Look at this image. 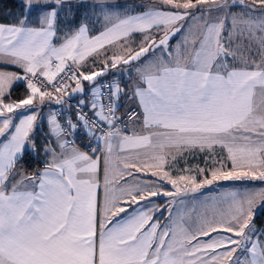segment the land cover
I'll list each match as a JSON object with an SVG mask.
<instances>
[{"label":"snow or ice","instance_id":"6c2138e0","mask_svg":"<svg viewBox=\"0 0 264 264\" xmlns=\"http://www.w3.org/2000/svg\"><path fill=\"white\" fill-rule=\"evenodd\" d=\"M160 3L175 11L153 5L130 15L128 9L136 5L94 0L93 7L104 15L105 30L90 38L81 24L58 47L53 40L59 10L71 8L70 0H22L25 14L16 24H0V65L23 70L0 71V137L6 141L0 147V264H264V233L254 224V208L257 201L264 205V189L242 198L232 193L228 210L212 215H189L181 207L184 201L175 199L217 180L264 181V0ZM33 5L41 6V16L37 26L30 27ZM154 29L162 33L158 39ZM133 33L144 34L135 50L127 47ZM174 37L179 40L175 47L170 43ZM117 41L123 42L126 54L104 60L101 70L77 75L69 68L75 80L72 91L83 92L81 81H94L109 67L131 65L137 77L130 99L138 103L142 116L129 111L128 118L142 119L141 131L125 135L116 127L123 89L106 82L95 87L93 95L107 87L108 100L100 101L99 111L95 101L90 105L101 123L82 111L77 112V123L69 119L66 125L51 116L59 155L46 144L42 150L51 154V162L39 173L25 174L17 164L26 146L36 151L30 134L37 115L22 116L17 124L8 114L32 110L36 101L43 104L46 99L61 104L65 92L53 81L66 61L79 65ZM39 76L60 95L37 86ZM14 82H24L28 94L19 102H5ZM81 105L83 99L78 108ZM105 106L109 116L103 115ZM102 123H107V131ZM78 124L96 146L90 143L82 151L63 138L65 127L75 130ZM217 147L226 151L231 169L225 170L224 161L218 160L220 167L211 170V179H173L165 170L169 158L175 161L177 155L199 151L210 159ZM141 172L166 179L175 191L150 186L153 181L136 176ZM160 195L173 199L163 209H136L128 219L113 223L133 204ZM157 211L166 212L169 223L162 226L154 219Z\"/></svg>","mask_w":264,"mask_h":264},{"label":"crops","instance_id":"0c3cea01","mask_svg":"<svg viewBox=\"0 0 264 264\" xmlns=\"http://www.w3.org/2000/svg\"><path fill=\"white\" fill-rule=\"evenodd\" d=\"M116 4L118 5H136L137 7L135 8H129L128 13L130 15H136L141 13L142 11L147 10L149 6H153L154 4H146L143 2H139L141 0H138V2H135L136 0H115ZM145 1V0H144ZM157 3L159 1L153 0ZM93 2L94 0H70V3L72 4L71 8H68L67 6L63 7L61 10H59V15L57 18V35L54 37V44L56 46H60L64 42V39L66 36H69L71 32H74L79 28L81 24L87 26V36L90 38H94L98 35H100L106 27V21L104 19V15L99 11V8L93 7ZM143 5L144 7H140ZM158 8V5H155ZM41 6L35 7L33 10H31V14L28 16H32V14L39 10ZM124 9H118V11H123ZM239 11V10H237ZM24 14H25V9H24ZM41 16V12L39 13L38 18ZM33 17V16H32ZM37 18V20H38ZM33 19H28V26L33 27L37 25L32 24ZM183 23V22H182ZM4 25H14L16 23H0ZM162 33L157 32L155 29L153 30V35L158 39L159 35ZM142 33H133L129 42L127 43V47L131 49H138L140 42L143 38ZM182 39V37L180 38ZM122 41H117L113 45H106L105 48L100 49V58L102 57V54L104 55L101 59H98L96 57V54L88 56L83 62H81L79 65L73 64L71 60L66 61V67H70L74 70V72L78 73L79 72H84L85 74L92 73L94 71H99L103 68V61L108 60L109 57L117 56V55H125L126 53L124 52V48L121 46ZM170 43L172 44L173 47L177 43H179V40L177 38H173ZM156 52H159V49L156 50ZM148 56H151L152 53L149 52L147 54ZM146 59V57L141 58ZM56 62L54 61V64ZM128 66V70H131V65H123L119 64L117 68H111L109 67L106 71L105 74H110L112 78L113 83H118L119 87L121 84L125 86V92L126 96L130 94L132 89L134 87V81L136 80L137 74L134 70H131V74H129V71H127L125 68ZM53 70H55L53 68ZM0 71H15L18 74H23V70L17 68L14 65H8V64H2L0 65ZM104 74V75H105ZM103 76V75H101ZM101 76H98L95 78L97 80ZM43 77V76H42ZM94 80V81H95ZM92 82V81H90ZM24 85L23 82H14L12 89L10 92L17 86ZM96 86H91L89 89H85V92L82 97H80V100H84V107L89 110L92 114L94 110L91 108V103L95 101L98 105L97 109L95 111H99V103L101 101L99 94L97 96L93 95V89ZM28 94V89L23 90L20 94L25 95ZM123 93V94H124ZM9 94L5 95V102H13L15 100H9L8 97ZM26 97V96H25ZM125 100V99H124ZM50 100H45L43 104H40L38 101L35 103V109L30 112H24V109H17L16 112L10 113L8 115H11L13 117V123H19V118L25 115H31L33 112L37 115V120L35 122L34 128L30 136H32L34 133L38 137L39 142L36 143V151H32L30 147L26 146L27 151H31L34 154H37V151L39 150L42 154L43 157V163L44 165L36 171L34 174L39 173L44 170L46 164L50 163L52 160L51 154H45L44 151L42 150L43 146L46 144H50L51 147L55 148L57 151V155H59V148L57 144V137L51 133V126L49 124V119L46 118L43 114L46 111V105L49 103ZM19 102V101H15ZM125 102V101H124ZM122 105V103H121ZM131 108H136L139 111V114L142 116V110L139 108L138 103L131 99L129 103H126L122 109V112L119 111V114L121 116H124L128 110ZM60 109L65 112L67 115V120H69V104L66 102L65 106ZM54 110L55 107L53 106V112L52 116L54 115ZM0 122H2V118H0ZM39 124H41V128L39 129ZM142 129V119L134 121L130 126H129V132L130 135H133L135 133H139ZM115 130V129H113ZM98 136V135H97ZM77 137L84 138L83 140L79 141L77 143L76 139ZM64 139H66L65 136H63ZM6 142L4 137H0V147H2V143ZM75 145L80 148L82 151L88 150V146L91 143V146H96V140L91 139L86 132L80 133V134H75ZM136 150H133L135 152ZM100 155H103L102 153H99ZM121 155H125V153H121ZM208 154L204 152H199V151H191V152H185L182 155H177L176 160L172 161L169 158V163L165 165V170H167L170 173L171 178L177 179L179 176L184 175V176H191L195 177L197 182H201L205 178L211 179V170H214L216 168L220 167V164L217 163L216 161L218 160H223L224 161V166L225 168H230L231 169V161L227 160V153L226 151H222L219 147L216 148V154L210 158L206 159V156ZM101 168H103V164H101ZM199 168H204L206 171L201 174L198 169ZM31 174V175H34ZM136 176L140 178V180H150L153 181L154 184L150 185L152 187L158 188L161 191H175L173 186L167 182V180H161L159 179L158 176H152L149 172L148 175H145L143 172L141 173H136ZM131 181V177L128 178ZM242 183H255V181L252 180H241ZM240 181V182H241ZM225 180H217L212 183V187L215 184H222L224 183ZM123 183V181H122ZM257 183V182H256ZM223 185V184H222ZM181 187H184L183 184L180 185ZM204 187L202 188V190ZM99 193V199H100V206L102 207L103 203V173L101 171L100 174V189L98 190ZM235 193L237 195V198H242V194H240V191L237 188H217L215 191H210V192H188L186 194H183L181 196V199H183L184 204L182 207L186 209L189 213V215L195 216L199 213H207L208 215H212L213 213H220V212H226L228 210L229 206V201L231 200L230 194ZM173 198L172 197H165L163 195L156 196V197H151L149 200H144L141 201L140 204H133L131 207L128 208V211L126 213H121L118 217L113 218V223L116 222H123L124 220L128 219L133 213L134 210L136 209H141V210H147L150 207H159L163 209L169 201H171ZM187 200L189 201L188 206H187ZM127 207V205H125ZM195 210V211H193ZM100 218V213L98 211V222ZM154 219H159L161 225H165L169 223L168 220V214L166 212H155L154 213ZM255 227L256 228H262L264 227V223L261 225H258L256 223ZM112 225H109L111 227ZM216 236L217 234H213ZM223 235V234H221ZM206 238V237H205ZM202 238V239H205ZM261 238L264 239V236H261ZM208 239V238H206Z\"/></svg>","mask_w":264,"mask_h":264},{"label":"trees","instance_id":"16d2710c","mask_svg":"<svg viewBox=\"0 0 264 264\" xmlns=\"http://www.w3.org/2000/svg\"><path fill=\"white\" fill-rule=\"evenodd\" d=\"M135 2H138V0H136ZM139 2H143L146 4H154V5H158V8L164 9V10H171V11H175V9H170L169 6H163L153 0H141ZM238 10V9H237ZM40 10L35 11L32 16L28 17V19H33L32 20V24L33 25H37L36 21L37 18L39 16ZM24 15V8L21 6V3L18 0H0V23H16L18 19H20L22 16ZM74 71V70H73ZM110 79L112 81V78L110 76V74H105L103 76H101L100 78H98L95 81H81L83 82L85 89H89L91 86H98L100 84V81L103 79ZM25 85V84H24ZM114 85V83H113ZM26 86V85H25ZM73 86H75V80H73L72 82H70L67 85V88L65 90V93L71 89ZM120 88L124 90L125 92V86L123 84L120 85ZM26 90V87L19 85L17 87H15L11 92L10 95H8V99L9 100H15V101H20L22 99L25 98V96L27 95V93L24 95H21L20 93ZM126 96V93L123 94V92L120 94V98L118 100V107H119V111L122 112V109L125 105L124 102V97ZM79 99V98H78ZM50 101H55L54 99L50 100ZM69 104V102H67ZM122 103V105H121ZM48 105V103H47ZM46 105V106H47ZM65 105V104H64ZM61 108L63 106H60ZM59 107V108H60ZM56 108V107H55ZM31 139H34V141L36 143L39 142L38 137L35 135V133L30 136ZM84 138H79L77 137V143H79V141L83 140ZM44 165L43 163V157L41 152L38 150L37 154L32 153L31 151L26 152L23 157H22V162L17 164L18 168H21L23 170V172L27 175H31L34 174L36 171H38L42 166ZM256 183V182H255ZM260 183V182H257ZM260 219V221H258V225H261L263 222H261V220H264V210L262 211V215H258V217Z\"/></svg>","mask_w":264,"mask_h":264},{"label":"built area","instance_id":"2783aa9c","mask_svg":"<svg viewBox=\"0 0 264 264\" xmlns=\"http://www.w3.org/2000/svg\"><path fill=\"white\" fill-rule=\"evenodd\" d=\"M69 68L70 67L65 68V70L63 72H61L59 75H57L55 80L53 81V84H57L58 86H62L64 92L67 88V85L73 81V79L71 78L73 73L69 72ZM35 82L37 83V86L41 87L42 90L52 91L54 96L60 95L59 93L54 92L53 85L48 84L47 80L44 77L39 76V79ZM41 82H43V83H41ZM106 82H110L113 84V82L110 79L106 78V79H103L100 81L99 86L101 84L106 83ZM107 92H108L107 87L102 88V90L99 92V97H100L101 101H107L108 100ZM64 95L61 97H64ZM80 97H82V95ZM79 102H80V98L69 101V110H70L69 119H71L72 123H77V112L78 111H82L87 116L92 117L93 119H96L98 123H101V122H99L97 117H95L89 110H87L84 107V105H81L78 108ZM129 111H136L137 113H139V111L136 108H131L130 110L127 111V113L124 116H121L119 114V107L117 108V111L115 113L116 117L119 118L116 121V127L119 128L125 135H130L129 126L134 122L133 120H129V118H128ZM67 115L68 114L63 112L60 108H55V110H54V116L56 117L57 121L61 125L67 124V122H68ZM103 115H105V116L110 115V112H109V109L107 106L104 107ZM101 126H102L104 131L108 130L107 123H102ZM93 131H95V129H93ZM84 132H86V130L80 124H78V126L75 130H71V129H68L67 127H65V135L64 136L66 137V140H68L69 142H74L75 141V134H80V133H84ZM96 135L99 136L100 133L96 132ZM100 147H103L102 143L100 144Z\"/></svg>","mask_w":264,"mask_h":264},{"label":"rangeland","instance_id":"374dc122","mask_svg":"<svg viewBox=\"0 0 264 264\" xmlns=\"http://www.w3.org/2000/svg\"><path fill=\"white\" fill-rule=\"evenodd\" d=\"M21 4H22V0H18ZM157 1H159V4H161L160 3V0H157ZM116 2V1H115ZM162 5V4H161ZM37 6H39V5H33V7H32V10L35 8V7H37ZM164 6V5H163ZM62 9V8H61ZM60 9V10H61ZM239 10V9H238ZM99 11H100V9H99ZM200 13L199 12H196V15H199ZM207 15V14H206ZM194 24H195V22H193ZM104 55L102 54V57H103ZM96 57L98 58V59H101L100 58V55L99 56H97L96 55ZM110 58V57H109ZM125 69H128V66H126V68ZM118 83H114V86L115 85H117ZM119 85V84H118ZM124 101H125V104L126 103H129L130 101H131V99H130V94H128L127 96H125L124 97ZM65 106V105H64ZM35 109V107L32 109V110H26V109H24V112H30V111H33ZM52 112H53V106H51V105H47V107H46V111L44 112V116L46 117V118H50L51 116H52ZM39 126V129L41 128V124H39L38 125ZM225 170H230V168H225ZM241 180H244V179H241ZM241 180H225V182L224 183H222V184H215L213 187L211 186V185H205L204 186V189L202 190V188H200L198 191H196L195 193H197V192H210V191H215L217 188H221V187H224V188H237L239 191H240V194H242V196H244V195H246L247 193H251V192H259L260 190H262V189H264V181H260V180H252V181H255V182H260V183H252V184H249V183H242V181ZM245 180H248V179H245ZM250 180V179H249ZM241 181V182H240ZM188 193V192H187ZM181 197H183V196H178V197H176L175 199H177V200H183V199H181ZM188 203H189V201L187 200V206H188ZM182 207V206H181ZM264 210V205H262L261 204V202H259V201H257V204H256V206H255V208H254V212H255V218H254V223H258V221H260V219L259 218H257L258 217V215H262V211ZM261 222H263L264 223V220H261ZM256 230H257V232H261V233H264V227H262V228H256ZM262 236H264V235H262ZM260 239L261 240H264L263 238H261V236H260ZM205 240H207L206 238H205Z\"/></svg>","mask_w":264,"mask_h":264},{"label":"water","instance_id":"95a60500","mask_svg":"<svg viewBox=\"0 0 264 264\" xmlns=\"http://www.w3.org/2000/svg\"><path fill=\"white\" fill-rule=\"evenodd\" d=\"M81 83H82V87H83V92H73L72 89L75 87V86H73L71 89H69L65 93L64 97H61V100H62L61 104H57L55 101H49L48 104L51 106H54V107H60V106H63L68 101H72V100L79 98L85 92V86H84L83 82H81ZM123 93H124V90H123Z\"/></svg>","mask_w":264,"mask_h":264}]
</instances>
